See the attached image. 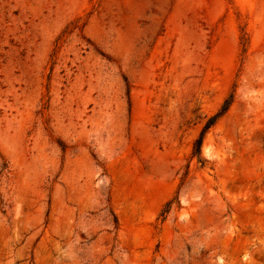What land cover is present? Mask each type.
I'll return each mask as SVG.
<instances>
[{
  "label": "rangeland",
  "instance_id": "374dc122",
  "mask_svg": "<svg viewBox=\"0 0 264 264\" xmlns=\"http://www.w3.org/2000/svg\"><path fill=\"white\" fill-rule=\"evenodd\" d=\"M0 264H264V0H0Z\"/></svg>",
  "mask_w": 264,
  "mask_h": 264
},
{
  "label": "trees",
  "instance_id": "16d2710c",
  "mask_svg": "<svg viewBox=\"0 0 264 264\" xmlns=\"http://www.w3.org/2000/svg\"><path fill=\"white\" fill-rule=\"evenodd\" d=\"M217 116H218V114H216L213 117H211V119L204 126L203 131L206 130L210 125H212V123L215 121ZM201 141H202L201 137L196 141V146H197L196 152H198V153H199V150H200Z\"/></svg>",
  "mask_w": 264,
  "mask_h": 264
}]
</instances>
